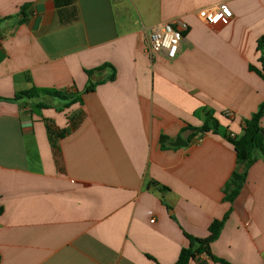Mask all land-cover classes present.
I'll list each match as a JSON object with an SVG mask.
<instances>
[{"label":"crops","instance_id":"0c3cea01","mask_svg":"<svg viewBox=\"0 0 264 264\" xmlns=\"http://www.w3.org/2000/svg\"><path fill=\"white\" fill-rule=\"evenodd\" d=\"M223 3L229 20L198 18ZM166 22L186 25L181 47L151 60L147 36ZM261 37L264 0H0V99L81 92L85 70L116 71L62 112L0 101V264H174L185 235L206 238L229 210L211 254L264 264V157L224 202L242 171L234 149L192 130L204 109L237 136L264 103V80L249 69H260Z\"/></svg>","mask_w":264,"mask_h":264},{"label":"trees","instance_id":"16d2710c","mask_svg":"<svg viewBox=\"0 0 264 264\" xmlns=\"http://www.w3.org/2000/svg\"><path fill=\"white\" fill-rule=\"evenodd\" d=\"M27 9L28 6L21 7L17 17L22 16V18H24ZM10 18L11 17H8L6 20ZM22 21L23 19L18 20L19 23ZM262 46H264V37H261L257 42V50L261 52L258 59L260 69L251 66L249 69L264 80V52H262ZM84 73L87 77V83L81 92L76 91L68 93L54 89L32 87L29 90L15 93L11 99H0V101L11 103H19L20 101L29 102L33 113H39L41 110L48 108H54L57 112H62L75 103L81 104L82 95L94 92L98 85L113 82L116 77L115 68L109 63H104L96 68L85 70ZM56 100L59 101L57 106L53 105V102ZM201 112L203 113V124L200 128H192V130L195 133H212L213 135H218L223 138L233 147L237 168L240 167L242 169L241 172L235 170L223 188V201L232 204L239 195L246 181L247 171L255 161L256 156L259 155L264 157V130L261 128V119L264 117V103L258 107L257 111L252 114L249 119L245 120L241 133L233 138H231L230 134L219 125L210 111L202 109ZM62 134V132L58 134V138L61 137ZM165 142H167V139L161 137L160 143L162 146ZM54 145L55 142H53V146ZM1 212L2 209H0V214ZM229 214L230 210L221 220H214L208 228V236L204 239L185 235L189 245L187 248L181 249L177 261L174 264H189V262L195 260V258L200 255H206L217 264H229L213 256L210 251L211 243L219 237Z\"/></svg>","mask_w":264,"mask_h":264},{"label":"built area","instance_id":"2783aa9c","mask_svg":"<svg viewBox=\"0 0 264 264\" xmlns=\"http://www.w3.org/2000/svg\"><path fill=\"white\" fill-rule=\"evenodd\" d=\"M198 18L209 27H214L222 19L229 20L231 11L226 4H220L213 9H203L198 12ZM186 30L183 23H161L153 27L146 39V53L152 60L156 56H164L167 60H174L182 42V33ZM235 135L230 134L233 138Z\"/></svg>","mask_w":264,"mask_h":264},{"label":"water","instance_id":"95a60500","mask_svg":"<svg viewBox=\"0 0 264 264\" xmlns=\"http://www.w3.org/2000/svg\"><path fill=\"white\" fill-rule=\"evenodd\" d=\"M173 147H186L187 143L181 141L180 139H176V141L172 144Z\"/></svg>","mask_w":264,"mask_h":264},{"label":"rangeland","instance_id":"374dc122","mask_svg":"<svg viewBox=\"0 0 264 264\" xmlns=\"http://www.w3.org/2000/svg\"><path fill=\"white\" fill-rule=\"evenodd\" d=\"M58 100H56V101H54L53 103H54V105H58Z\"/></svg>","mask_w":264,"mask_h":264}]
</instances>
